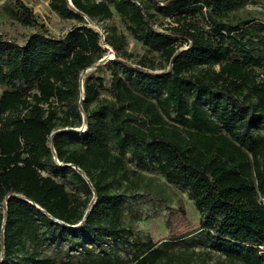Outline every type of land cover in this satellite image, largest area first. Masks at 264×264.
I'll list each match as a JSON object with an SVG mask.
<instances>
[{
  "label": "trees",
  "instance_id": "16d2710c",
  "mask_svg": "<svg viewBox=\"0 0 264 264\" xmlns=\"http://www.w3.org/2000/svg\"><path fill=\"white\" fill-rule=\"evenodd\" d=\"M199 1L210 0H194ZM18 3L21 21L31 23L30 8ZM110 3L134 36L171 60V67L162 74L138 69L135 82L113 70L110 88L101 78L85 79L83 119L80 73L104 55L102 38L117 56L127 53L125 37L114 26L102 37L83 18H110ZM189 4L166 0L156 9L165 17L185 16ZM49 6L84 23L62 37L45 29L23 44L0 42V84L8 86L0 93V264H55L27 250V241L43 236L93 245L103 242L102 235L121 241L128 230L120 225L109 179L128 151L139 161L151 157L168 181L188 189L203 239L229 260L226 264H264V134L254 132L264 128V82L256 80L253 68L264 66V34L259 54L238 58L232 53L244 49L242 29L233 33L238 27L213 19L207 30L177 19L170 29L187 44L177 51L171 34L152 28L140 2L49 0ZM139 84L158 89L156 99ZM100 89L114 99L102 102ZM203 97L212 111L200 105ZM166 117L178 125H168ZM82 122V131L71 129ZM109 142L121 155L113 156ZM54 173L70 177L77 189L69 192ZM91 192L96 199L88 204ZM134 244L144 249L135 264H155L166 256L152 239Z\"/></svg>",
  "mask_w": 264,
  "mask_h": 264
},
{
  "label": "rangeland",
  "instance_id": "374dc122",
  "mask_svg": "<svg viewBox=\"0 0 264 264\" xmlns=\"http://www.w3.org/2000/svg\"><path fill=\"white\" fill-rule=\"evenodd\" d=\"M133 1L140 2L149 14L152 28L173 36L177 51L186 49L187 44L182 35L173 33L170 28L177 24V19L182 22L184 18L192 20L196 25L207 30L210 29L213 19L221 20L229 27H238V29H232L233 33L242 29L241 33L246 43L243 50L232 53L235 57L240 58L244 52L257 55L262 48L260 36L264 34V30L261 31L259 26L264 25V0H210L209 3L203 4L202 1L190 0L184 12L185 16L174 14L166 17L156 9L157 4L162 5L166 0ZM18 2L30 8L31 23L25 24L21 21V7ZM110 5L113 10L110 18L97 22L90 20L86 15H83V18L86 25L98 30L102 37L105 36L108 28L114 26L125 37L123 50L127 53L117 56L102 38L101 44L105 49L103 56L108 58L98 65H95V62L80 73L82 79L78 100L80 111H83L81 98L84 91L81 87L85 79L89 77H92V82H97L96 78H101L102 84L110 88L113 70L127 82H135L134 75L138 69L147 73L162 74L169 71L171 67V60L165 59L158 51L149 49L142 39L136 38L111 3ZM83 23L77 18L59 15L49 6V0H0V42L11 41L23 44L32 33L45 29L47 34L62 37L67 35L74 26ZM2 54L3 51L0 52V55ZM124 68H128L129 71H124ZM253 68L256 80L264 82V66ZM5 88L8 86L0 84V93ZM138 88L152 100H155L158 95V89L153 87L146 88L145 85L139 84ZM99 98L102 102L105 99L109 101L114 99L111 92L104 89H100ZM95 103L93 101L90 107H93ZM200 105L207 108L209 112L212 111L210 101H205L204 97L200 99ZM170 116L172 118L174 116L172 111ZM171 117H166L168 125H178ZM84 127L85 123L82 122L80 126L71 129L82 131ZM64 129L71 130L70 127ZM254 132L264 134V128H256ZM69 146L77 145L71 143ZM109 146L113 156L121 155L112 142H109ZM122 162L119 172L109 179L110 190L116 195L118 202L120 225L128 230L121 241L115 244L107 235H102L103 242L100 245H93L87 241L83 243L69 240L54 241L43 236L39 241H27V250L34 251L39 257H50L54 259L55 264H61L62 261H68L69 264H135V255L143 252L144 249L137 248L134 243L152 239L154 247H160L166 252V256L163 254L155 264H214L216 262L226 264L229 262L223 254L210 248L207 241L203 239L204 234L198 221L199 211L185 186L168 181L159 172L151 157H143L139 161L128 151L122 155ZM47 172L53 174L52 171ZM55 176L65 183L69 192L77 189V184L73 183L70 177L63 179L58 173ZM82 191L79 185V194H82ZM95 199V193L91 192L88 204L94 203ZM88 210L87 208L86 211Z\"/></svg>",
  "mask_w": 264,
  "mask_h": 264
},
{
  "label": "water",
  "instance_id": "95a60500",
  "mask_svg": "<svg viewBox=\"0 0 264 264\" xmlns=\"http://www.w3.org/2000/svg\"><path fill=\"white\" fill-rule=\"evenodd\" d=\"M89 20V19H88ZM108 57L107 56H103L102 58H100L98 61H96V63H95V65H98L100 62H102V61H105L106 59H107ZM85 70V69H84ZM80 82H81V84H82V79L80 78ZM82 89H83V87H81ZM81 99H83V97L81 98ZM81 114H82V117H83V119L85 118V114H84V111H81ZM71 166H73L75 169H77L80 173H81V170L79 169V167H77V166H75V165H72L71 164ZM9 196V195H8ZM7 196V197H8Z\"/></svg>",
  "mask_w": 264,
  "mask_h": 264
}]
</instances>
